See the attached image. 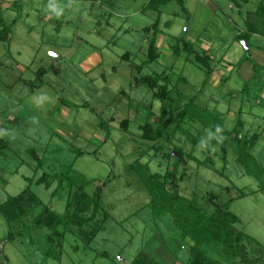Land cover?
I'll list each match as a JSON object with an SVG mask.
<instances>
[{
    "label": "rangeland",
    "instance_id": "374dc122",
    "mask_svg": "<svg viewBox=\"0 0 264 264\" xmlns=\"http://www.w3.org/2000/svg\"><path fill=\"white\" fill-rule=\"evenodd\" d=\"M148 1L0 0V29L12 27L10 40H0V138L7 143L0 151V205L30 187L42 205L52 204L64 212L79 186L68 188L67 180L62 183L59 178L73 165L85 176L87 193L103 189V205L110 215L88 245L69 231L62 250L55 246L59 259L45 256L48 230L27 228L42 205L33 207V215L21 225L11 226L29 232L14 241L6 239L10 225L0 212V264H128L143 250L160 264H187L192 240L182 238L172 214L154 215L148 205L151 195L132 165L149 164L153 173L163 176L175 164L165 151L182 146L190 152L193 144L176 131L173 142L161 141L165 147L159 152L151 148L159 142L142 137V126L159 129L167 116L161 117L162 103L153 99L151 88L136 82L141 76L166 71L173 76L171 87L182 93L175 91L177 103L183 105L187 97L196 96L197 104L223 113L230 128L243 124L237 127L239 138L260 133L254 153L264 164V68L256 77H242L241 64L253 60L244 57L227 74L230 78L218 85L211 78L203 87L206 75L195 60L182 70L184 59L174 54L183 37L204 52L199 38L204 34L214 43L208 53L220 57L237 39L238 27L248 28L245 21L255 14L244 11L240 17L236 8H230L231 0H207L204 6L201 0V4L187 0L185 11L176 2L167 4L158 27L162 35L156 41L161 56L150 63L148 48L158 15L144 10ZM214 2L222 7L216 12L210 4ZM244 3L255 12L259 0ZM258 14L263 22L258 25L260 35L252 36L245 55L258 46L264 49V13ZM238 43L243 46V41ZM182 57L187 59L185 53ZM41 68L46 72L38 74ZM174 130L171 125L169 131ZM203 138L210 145V137ZM214 148L212 153L197 149L193 155L200 161L211 155L219 172L186 156L177 173L178 180L184 177L178 181L179 195L188 201L198 196L199 206L211 212L217 206L210 195L219 206L235 199L231 210L241 219L236 227L253 238L246 241L249 255L264 262V191L260 190L264 178L247 174L233 148L224 168L220 147ZM44 173L54 178L50 189L37 184ZM59 184L63 187L53 195ZM167 189L173 192L171 184ZM242 190L247 196L238 199ZM74 208L85 216L92 214V207Z\"/></svg>",
    "mask_w": 264,
    "mask_h": 264
},
{
    "label": "trees",
    "instance_id": "16d2710c",
    "mask_svg": "<svg viewBox=\"0 0 264 264\" xmlns=\"http://www.w3.org/2000/svg\"><path fill=\"white\" fill-rule=\"evenodd\" d=\"M172 2L178 3L184 11L187 9L186 0H150L144 7L145 11L153 10L158 14L157 21L153 26L154 37L150 41L148 48L147 61L150 63L158 61L161 56L156 41L157 35L161 32L158 27L163 13L162 7ZM2 21L3 18L0 13V24H2ZM11 31V26H5L3 29H0V40H10ZM242 38L247 40L248 35H244ZM183 53L187 54V61L195 60L196 64L204 71L206 78L202 85L206 87L214 73V66L210 56L205 52H200L185 37L178 39L174 49L176 57H180ZM244 57L250 59L251 55L247 53ZM254 66L256 69L258 68L257 64H254ZM45 72L46 69L41 68L38 74ZM172 77V74L170 75L166 71H163L162 73L141 76L136 81L138 83L144 82L151 88L153 91V99H159L162 103L161 117L167 116L166 119L160 122L161 128L159 129L149 128L147 124L142 126V137L144 139L159 142L151 148L159 152L163 151L165 145L161 141L165 139V143L173 142L176 131L183 133L193 144L192 151L190 152H187L182 146H175L165 151V156L173 159L175 164L174 169L167 171L163 176L159 173H153L149 164H142L136 161L132 165V169L144 181L145 187L151 195L148 205L154 215L158 217L165 216L167 213L172 214L177 226L182 232V238L192 240L194 245L189 249L187 264H264L262 260L252 258L248 253L246 241L252 240L253 238L236 227L241 222V219L231 210V205L235 199H230L219 206L216 204L214 196L210 195L209 200L217 206L216 210L211 212L208 207L204 208L199 206L198 196L192 201H188L179 195L178 181L180 179L183 180L184 177L181 176L179 180L177 178L179 167L187 162L186 156L197 160L201 165L219 172L211 155L203 161L198 160L193 155L197 149L207 148L209 153H212L215 149L214 147L219 146L224 168L228 164L229 153L233 148L236 154V160L244 167L245 172L256 179H263L264 164L258 160L254 153L261 134L254 133L249 138H239L240 132L237 131V127L243 124H237L235 128H230L226 123L223 113L211 111L197 104L196 96L187 97L183 105L177 103V100L180 99H178V96H175V91L180 96L182 93L177 90L176 86L171 87ZM180 79L183 82H187V78L183 74H181ZM177 105H181L182 107H178ZM128 121L127 119L123 122L124 127H126ZM171 125H175L174 131H169ZM195 129L197 130L196 134L193 132ZM204 135L210 137V145L203 138ZM6 148L7 143L0 138V151L2 152ZM35 157L39 162L41 161L36 153ZM69 170L72 172L71 174H69L70 172H64L59 179L61 182L64 181L63 179H66L68 188H73V186L78 185L79 191L75 192L69 198L70 200H68L64 212L56 210L52 204L42 205L39 202V197L30 187L24 189L17 196L9 197L0 205V212L5 216L10 225V231L6 238L7 241H14L19 237L26 238L29 233L28 229L42 232L48 230L49 232L45 236L48 244V250L45 252V256L47 258L54 257L61 259L60 251L63 248L64 242L67 240L69 231L74 232L73 234L76 233V238L80 236L85 245H88L102 231L104 225H106V221L110 218L107 209L103 205V189L97 188L92 195L87 193L84 190V187H86L85 176L76 169L73 170V165ZM223 170L221 171L222 173ZM53 180V177L44 173L41 179L37 181V184H45L46 188L50 189ZM169 184H171L173 192H169L167 189ZM60 186L59 184L53 195L60 192L63 187ZM260 190L264 191V186ZM246 196L247 193L242 190L238 199ZM37 205H42V209L34 217L32 224L27 226L28 229L22 228L14 231L11 226L13 224L21 225L26 216L33 215L32 209ZM76 205L77 207H80V205L92 207V214L85 216L77 208H74ZM56 245L60 248L58 253L55 250ZM216 254L222 259L215 257ZM128 264H160V262L157 258H149L145 250H143Z\"/></svg>",
    "mask_w": 264,
    "mask_h": 264
},
{
    "label": "crops",
    "instance_id": "0c3cea01",
    "mask_svg": "<svg viewBox=\"0 0 264 264\" xmlns=\"http://www.w3.org/2000/svg\"><path fill=\"white\" fill-rule=\"evenodd\" d=\"M197 1H198V4L202 3L204 6L203 1H207V0H201L202 1L201 3H200V0H197ZM245 1L247 2V4H249L251 0H239V1L238 0H235V1L231 0L230 8L231 9L236 8L237 13L240 17L243 15L244 11H248V13L255 14V15L251 19H248V20L246 19L244 25L248 26V28L242 29V28L238 27L239 33H238L237 39L233 42V44L227 49V51L225 53H222V55H220V57H218L219 55L214 57L212 54L208 53L209 52L208 50H211V48L214 44L211 38L206 37L204 34H202L199 37L200 41H201L200 42L201 43L200 48H203L204 52L207 53V55H209L210 58L212 59V63L214 66V73L211 76V78L214 79L213 81H214V84H216V85L220 84L221 80L223 81V80L230 78V76H227V74L234 69L233 68L234 65L237 66L243 62V59L245 56V48H248L250 46V41L252 39V36L260 35L259 34L260 29H259L258 25H260V23H263V22L261 21V19L258 18V16H259L258 12L263 11V13H264V0H259V5L257 6L255 12H251V11L246 9L245 3H244ZM210 4H212V6L214 7V12H216L217 10L222 8L221 4H219V3L217 4L214 2V3H210ZM166 8L167 7H165V6L162 7V10H163L162 15L164 14V11ZM186 8H187V0H186ZM175 13H177V12L175 11ZM251 16H253V15H251ZM160 21H161V18H160ZM234 22L236 23V26L239 25L237 21L234 20ZM165 25H166V27H169L170 22L167 21L165 23ZM160 35H162V31L157 35V39H159L158 36H160ZM244 35H248L247 40L242 38V36H244ZM187 40L190 43L195 45V42H193L190 38H188ZM240 41H243V46L239 45L238 42H240ZM256 48H258V49L253 48L254 51H253V54H251L253 60L249 61L248 63H247V61L243 62L245 64L244 65L241 64V66L239 68V71L241 72L242 77L244 76V77L250 78V79L253 77H256L257 74L259 73L258 69L260 67H261V69L264 68V49H261V47H259V46ZM182 55L180 56L181 59H184V62H183L184 64L182 66V70H185V66L188 63V61L185 58H183ZM186 57H187V54H186ZM258 62L262 63V65H260ZM254 64L258 65L257 69L255 68ZM254 72H255V74H254Z\"/></svg>",
    "mask_w": 264,
    "mask_h": 264
}]
</instances>
